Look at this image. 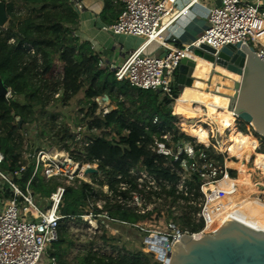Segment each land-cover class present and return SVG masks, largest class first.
Segmentation results:
<instances>
[{
	"label": "trees",
	"instance_id": "trees-1",
	"mask_svg": "<svg viewBox=\"0 0 264 264\" xmlns=\"http://www.w3.org/2000/svg\"><path fill=\"white\" fill-rule=\"evenodd\" d=\"M0 3L5 5L7 17L6 24L0 27V82L10 91L8 97L0 96V153L4 157L1 170L13 175L23 168L15 183L22 192L29 183L28 188L38 201L62 187L60 209L69 206L86 216L92 212L106 213L117 222L109 225L97 218L98 229L90 232L74 220H60L56 240L47 250L49 258L55 264H157L152 253L134 247L150 235L138 227L146 215L118 203L129 200L130 194L138 191L137 179L131 172L143 170L155 179L161 191L154 198L160 204L152 210L169 213L176 231L192 235L204 226L203 221L195 218L199 209L188 205L189 198L175 194V185L183 178L187 187L194 190L193 200L197 202L200 199L197 189L204 182L200 178L201 167L206 164L220 172L223 156L208 153L178 129L171 117L174 102L167 96L131 87L117 81L108 68L98 67L99 55L87 41L75 35L79 13L71 0H0ZM104 5V21L109 25L123 8L110 0H104ZM177 76L176 71L170 89L176 98L181 93L176 86ZM80 92L83 133L78 137L69 129H61L58 139L50 137L40 128L39 115L53 97L67 107ZM102 93L108 95L115 108L105 116L96 103ZM153 119H157V126L152 124ZM27 125L36 128V136L43 143L57 146L78 164L95 165V172L88 175L91 185L75 181L62 186L55 179L45 181L40 173L33 176V161L23 158L25 143L30 150L36 146ZM162 134H168L173 143L195 150V169L183 170L174 161L172 171L167 159L151 150L153 137ZM228 173L232 177L236 174L231 170ZM121 185L128 186V190L122 191ZM95 186L106 187L109 197ZM3 196L8 198L11 194L5 191ZM123 229L127 230V240L121 234Z\"/></svg>",
	"mask_w": 264,
	"mask_h": 264
},
{
	"label": "built area",
	"instance_id": "built-area-1",
	"mask_svg": "<svg viewBox=\"0 0 264 264\" xmlns=\"http://www.w3.org/2000/svg\"><path fill=\"white\" fill-rule=\"evenodd\" d=\"M71 1L78 11L80 0ZM110 1L111 3H121L123 10L112 24L103 26L101 32L111 37L141 38L143 43L133 51H123V62L120 64L111 60L106 61L100 56L97 63L98 67L101 69L108 68L114 73L117 81L125 82L131 87L144 92L160 94L162 97L167 96L174 102V105L177 98L171 94L170 90L175 82L174 75L184 59L193 65L190 55L201 56L223 66L216 60V56L223 48L228 45L253 48V44L258 48V50L253 48L255 54L259 59L264 60V10H262L263 7L260 3L248 4L242 0H185L186 5L177 9L179 0ZM203 1L212 4L213 7L206 10V24L203 33L197 40L176 45L163 36L169 26L182 17H188L190 10L201 7ZM89 45L91 50L97 54L95 43L90 41ZM152 45L156 47L152 55L149 56L147 51ZM203 45L214 51L211 57H208L201 49ZM237 73L240 77L243 76L239 71ZM7 90L6 97L10 95L9 89ZM103 99H106V102H102ZM96 103L102 116L115 110L106 93H102L96 99ZM174 105L171 116L174 117L179 130L185 134L179 127ZM227 108L229 109V103ZM152 124L157 126V119H153ZM80 130L78 128V132ZM35 137L37 138V136ZM191 138L193 139V137ZM35 142L36 146L31 150L28 148V143H25L23 154V158L27 162L33 161L34 163L33 176L40 173L45 181L55 179L62 186L71 185L75 181L91 185L86 171L87 169H95V165L78 164L57 146L46 145L42 141ZM151 150L158 156L167 159V165L172 171H175L172 166L174 161L180 163L183 170L187 167L195 169L197 166L195 150L189 145L173 143L168 134H162L159 138L153 137ZM216 152L223 156V170L219 172L216 168L203 164L200 178L204 182L197 189L200 196L197 202L193 200L194 190L187 187L183 178L175 185V194L189 198L188 205L196 206L199 209L195 218L203 221V229L192 235L178 231L173 236L157 234L168 238V247H173L179 238L185 234L192 236L193 239H202L207 235H213L225 223L221 218H218L216 209L224 206L236 194L247 190L248 181L251 180L256 186V189L247 190L248 195L262 194L259 188L264 187V185L259 181L264 182V177H261L258 171L248 165L245 157L242 161L244 168L240 171L238 167L228 165V161H234L239 165V160L221 150ZM199 158L204 162L202 154L199 155ZM3 162L4 157L0 153V264H46L45 262L55 264L49 258L47 250L56 240V227L60 220H79L86 225L90 232H95L98 229L97 218H102L109 225L117 223L106 213L98 215L97 212H92L86 216L78 209L69 206L60 209L63 195L62 187H58L42 202L38 201L29 190V183L23 192L15 183V178L22 172L23 168L13 175H8L1 170ZM229 170L237 171L235 176L232 177L228 173ZM131 173L137 179L138 191L131 193L129 200H119L118 203L123 207L135 209L138 213L148 216L154 212L152 209L160 204V200L154 198V195L159 194L161 189L157 187L155 179L147 172L133 170ZM255 179L258 180L254 182ZM96 188L103 195L109 197L110 193L106 187ZM164 188L168 189L167 186ZM120 189L126 191L128 186L121 185ZM5 191H8L11 196L4 198ZM149 195H152L151 200L148 199ZM41 204L43 206H40ZM101 206L100 203L97 204L99 209ZM219 222L220 225L215 228ZM121 234L124 239H128L126 229L121 230ZM140 244L147 246L146 253H152L157 264H165L164 259L160 260L158 254L151 251V241L147 243L146 239H142ZM136 245H134L135 248L140 249ZM163 249L166 255V249Z\"/></svg>",
	"mask_w": 264,
	"mask_h": 264
},
{
	"label": "bare ground",
	"instance_id": "bare-ground-1",
	"mask_svg": "<svg viewBox=\"0 0 264 264\" xmlns=\"http://www.w3.org/2000/svg\"><path fill=\"white\" fill-rule=\"evenodd\" d=\"M189 57L193 65L174 105L179 127L209 153L221 150L235 157L240 161V171L244 168L242 161L245 157L248 165L264 177V133L254 126L253 120L245 121L238 113L227 108L234 86L242 81L243 76L240 77L237 71L224 64L218 65L201 56ZM228 165L232 167L237 164L228 161ZM249 189H256L251 180L247 182ZM247 190L217 208L216 213L224 222L230 218L264 235V202L248 195ZM140 225L156 234L173 236L176 233L167 212H152ZM219 225L220 222L215 228ZM155 244L152 240V247L156 248ZM144 246L137 244L138 248L146 251L147 247Z\"/></svg>",
	"mask_w": 264,
	"mask_h": 264
},
{
	"label": "water",
	"instance_id": "water-1",
	"mask_svg": "<svg viewBox=\"0 0 264 264\" xmlns=\"http://www.w3.org/2000/svg\"><path fill=\"white\" fill-rule=\"evenodd\" d=\"M6 22L5 5L0 3V27ZM201 49L208 57L214 54L207 46ZM216 60L243 74L241 83L234 86L229 110L245 121L253 120L254 126L264 133V60L258 58L253 48L232 45L223 48ZM191 67L190 61L181 62L176 86L183 87ZM7 93L0 82V96L6 97ZM94 172L95 169H87L86 174ZM145 239L147 243L156 242V248L150 249L160 260L164 259L165 264H264V235L230 218L213 235L193 239L185 234L173 247H168V238L162 235L152 233Z\"/></svg>",
	"mask_w": 264,
	"mask_h": 264
},
{
	"label": "crops",
	"instance_id": "crops-1",
	"mask_svg": "<svg viewBox=\"0 0 264 264\" xmlns=\"http://www.w3.org/2000/svg\"><path fill=\"white\" fill-rule=\"evenodd\" d=\"M242 1L248 4L260 3L263 7L262 10H264V0ZM79 2V24L76 28L75 35L81 41H87L88 43L90 41L94 42L99 57L101 56L106 61L111 60L117 64L122 63V52L125 51L124 48H119L116 44L111 46L110 43L113 41V38L101 32V28L107 25L103 15L105 6L104 0H80ZM115 4H119L121 8H123L121 3L115 2ZM201 4V7L191 9L188 17H182L169 26L163 36L176 45L197 40L203 33L206 24V10L213 7L212 4L204 1ZM185 5V0H179L176 8L180 9ZM105 16L107 17V14ZM108 22H111V17L108 18Z\"/></svg>",
	"mask_w": 264,
	"mask_h": 264
},
{
	"label": "rangeland",
	"instance_id": "rangeland-1",
	"mask_svg": "<svg viewBox=\"0 0 264 264\" xmlns=\"http://www.w3.org/2000/svg\"><path fill=\"white\" fill-rule=\"evenodd\" d=\"M112 38H113L112 39L113 41L110 43V45L112 46V45L116 44L119 46V48L123 47L125 52L133 51V50L137 49L138 47H140L143 43V39H141V38H131V37H123V36H117V37L112 36ZM155 47H156L155 45H152L150 47V49L147 51V54L149 56L152 55V52L155 50ZM252 47L255 50H258L257 46H255L253 44H252ZM82 96H83L82 92L78 93V95L70 102V104L67 107H62L58 103V97H53L50 105L45 110V112H43L39 115L40 128L45 130V132L50 137L55 138V139L59 138V136H58L59 130H61V129H65V130L69 129V132L71 134H74V135L79 137L80 133H83V130H84V123L82 121V117L84 115V110H83V107L78 104V101L81 100ZM172 118L174 119V117H172ZM78 128L81 129L80 132H78ZM30 129H32L33 132H31ZM26 130H28V132L30 134V139H34L35 141H40V142L42 141L41 139H38L35 137L36 136V133H35L36 128L33 125L32 126L31 125L26 126ZM93 133L96 135L98 134L95 131H93ZM186 136H188V135H186ZM188 137H190V136H188ZM217 139L219 141L220 137L217 136ZM215 153H217V152H215ZM235 167H240V166L235 165ZM257 180L258 179H255L254 182H256ZM259 182H261L264 185V182H262V181H259ZM263 188L264 187L259 188L260 192H262ZM253 197L259 198L261 201L264 202V195L263 194H260V195L253 194ZM40 206H43V205L41 204ZM74 221L76 224L82 225L81 227H86V225L84 223L80 222L79 220H74ZM170 222H171V216H170ZM138 227L140 229H142L143 231H146L150 234L154 233V232H151V231L144 229L140 224L138 225ZM136 247H137V245H136ZM141 251H143V250H141ZM45 263L48 264V262H45Z\"/></svg>",
	"mask_w": 264,
	"mask_h": 264
}]
</instances>
